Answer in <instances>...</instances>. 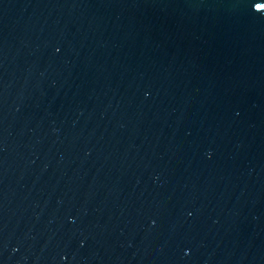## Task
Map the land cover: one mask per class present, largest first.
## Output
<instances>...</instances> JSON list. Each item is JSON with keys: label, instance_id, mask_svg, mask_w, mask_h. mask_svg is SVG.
Here are the masks:
<instances>
[{"label": "water", "instance_id": "1", "mask_svg": "<svg viewBox=\"0 0 264 264\" xmlns=\"http://www.w3.org/2000/svg\"><path fill=\"white\" fill-rule=\"evenodd\" d=\"M0 264H264V0H0Z\"/></svg>", "mask_w": 264, "mask_h": 264}]
</instances>
